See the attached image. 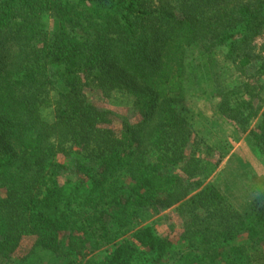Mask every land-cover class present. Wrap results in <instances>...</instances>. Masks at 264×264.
<instances>
[{
  "label": "trees",
  "instance_id": "obj_1",
  "mask_svg": "<svg viewBox=\"0 0 264 264\" xmlns=\"http://www.w3.org/2000/svg\"><path fill=\"white\" fill-rule=\"evenodd\" d=\"M207 83L264 164V0H0V264H264V187L194 148ZM176 206L177 251L142 225Z\"/></svg>",
  "mask_w": 264,
  "mask_h": 264
},
{
  "label": "rangeland",
  "instance_id": "obj_2",
  "mask_svg": "<svg viewBox=\"0 0 264 264\" xmlns=\"http://www.w3.org/2000/svg\"><path fill=\"white\" fill-rule=\"evenodd\" d=\"M223 62V57H219ZM227 74L230 81L231 76ZM237 76V75H236ZM232 81L230 84H234ZM211 86L204 85V91L208 92L201 98L188 100L187 107L193 117L194 148L199 155L204 156L207 148H212L213 159H222L221 164L210 182L214 184L228 199L240 210L244 209L253 198L258 196V190L264 187V164L252 153L246 143V134L233 122L223 119L217 114V100L209 93ZM105 108L116 113L126 115L136 120V116L128 107L110 106L101 104ZM225 154H224V153ZM222 156V157H221ZM63 181V180H62ZM183 210L178 206L168 210H162L158 214L146 213L142 225L155 228L158 233L166 236L175 243V249L179 250V235L184 226ZM35 244V238L24 239L18 252L14 256L16 264H48L53 261L48 256L31 257L24 262V257L30 253ZM41 254V253H40ZM42 255V254H41ZM93 256V255H92ZM91 255L86 258L89 260Z\"/></svg>",
  "mask_w": 264,
  "mask_h": 264
}]
</instances>
